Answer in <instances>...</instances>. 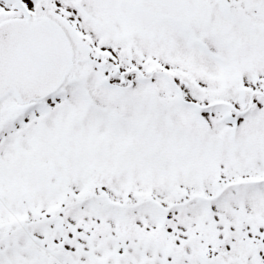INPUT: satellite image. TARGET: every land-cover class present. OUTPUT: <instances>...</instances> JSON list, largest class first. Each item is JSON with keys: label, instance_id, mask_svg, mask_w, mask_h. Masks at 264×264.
<instances>
[{"label": "snow or ice", "instance_id": "6c2138e0", "mask_svg": "<svg viewBox=\"0 0 264 264\" xmlns=\"http://www.w3.org/2000/svg\"><path fill=\"white\" fill-rule=\"evenodd\" d=\"M0 264H264V0H0Z\"/></svg>", "mask_w": 264, "mask_h": 264}]
</instances>
